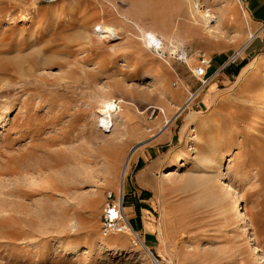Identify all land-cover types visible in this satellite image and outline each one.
<instances>
[{
  "label": "rangeland",
  "instance_id": "374dc122",
  "mask_svg": "<svg viewBox=\"0 0 264 264\" xmlns=\"http://www.w3.org/2000/svg\"><path fill=\"white\" fill-rule=\"evenodd\" d=\"M189 1L0 0V119L8 122L0 127V264H153L144 248L160 264H253V241L226 210L228 190L224 205L215 202L216 182L208 195L203 185L185 186L207 157L213 169L221 165L264 254V52H242L259 30L236 0H195L220 31L211 38L193 22ZM100 23L113 28L110 38ZM149 35L181 46L189 67L199 51L210 55L207 81L170 54V65L159 59ZM110 98L119 119L112 131L98 116ZM195 124L201 141L165 169L192 144ZM164 132L173 135L159 145ZM111 139L119 147L108 146ZM132 147L121 204L140 247L128 231L101 235L103 208L118 206ZM153 147L161 162L143 180L144 163L134 161ZM114 149L120 159L107 183Z\"/></svg>",
  "mask_w": 264,
  "mask_h": 264
},
{
  "label": "bare ground",
  "instance_id": "6f19581e",
  "mask_svg": "<svg viewBox=\"0 0 264 264\" xmlns=\"http://www.w3.org/2000/svg\"><path fill=\"white\" fill-rule=\"evenodd\" d=\"M189 2H190V5H189L190 10L189 11H190V16H191L193 22H196V24L199 26V28L201 30H203V32L207 36H211V38L212 37L213 38L218 37V35L220 34V31H219V29L217 30L216 26L211 24L212 15L210 14V12L208 10L204 9L201 6V4L197 3L195 0H190ZM26 20H28V18L26 16H22V21H26ZM94 26H92V28ZM97 27L100 28L101 32L106 34V36H105L106 38L107 37L110 38L113 35V30H112L113 28H110L108 25H105L104 23H100ZM149 36H150V38L146 39V40H148V42H147L148 47H150V45H152V43H161L163 45L162 46L163 49H168L170 54L176 55L179 51L186 53V51L184 49H182V47L179 45H176V46L175 45H171V46L167 45L166 47H164V43L162 42V40L160 38H158L156 36L154 38V35H149ZM90 38L92 39L93 37H90ZM176 39L177 38L173 39V41L175 40L174 42H179ZM187 55L189 56L188 53H187ZM260 61L261 60H259V62ZM106 86H108V85H106ZM0 88H1V86H0ZM120 101L123 103L129 104L127 101H124L122 99ZM24 107H25V105H24ZM117 108H118L117 104L114 103L112 98H110V99H107L106 101H104L102 106L98 109V113H99L98 116H100V118H101L100 120L102 123L101 126L104 127L105 129H108V131H110V130L112 131L114 129L115 125H117L116 124L118 122L117 120H119V119L116 120V115L118 113ZM160 110L162 111V113H164L163 109L160 108ZM19 112H20V110H19ZM4 113H6V112L4 111ZM27 115H29V114H27ZM25 116H26V114H25ZM115 121H117V122L115 123ZM169 123H170V120H165L163 127H166ZM7 124H8V122L6 119H0V127L5 126ZM211 125H215V124H211ZM198 127H199V125L195 124V126L191 129V132H189L192 135V144H190L185 150H181L180 153L167 164L165 169H169L171 167L180 165L182 163V161H184L187 157H189V153L191 151L195 150V147L201 141L199 138L200 137L199 135L193 134L195 131H197V129H199ZM252 132H254V127L249 128L247 135L251 134ZM110 138H112V137H110ZM108 146H110L112 148L119 147L118 143L113 141L112 139L108 142ZM210 148H212V147H210ZM133 152H134V147H132L127 152V154L124 158V161L122 163V167H121L120 173H119L118 195H117V197H118V217L125 218V220H126L125 221V225H126L125 231L131 232V233L135 232V230L132 227L131 223H129V221H128L125 213H124L122 204H121V199H122L121 184H122L123 178L125 177V175L127 173L129 162L132 158ZM119 159H120V153H119L118 149H114V155H113V157L110 158L111 163L108 164V172L106 174L107 177L105 179V182H107V183L109 182L108 177H110V179H111V177L113 178L114 175H112V174H114L113 172H115L117 170V163H118ZM197 164H198V173H191L188 176H186L184 179L185 186H191V185L202 186L203 185L205 188L204 187H203V189L200 188V193L208 195V191H207V189H209L208 184H210L212 182H216L219 190H221V191H220V193L218 192V194L216 196H214L215 202L220 201L223 204L225 203V202H223L224 201L223 196L227 195V190H228V195H230V205L226 208V210L227 211L232 210V214L239 218L240 224H242V227L244 228V235L247 234V241L246 242L253 241V244H251V247L249 249V252L254 255L253 256L254 257L253 264H260L261 262H264V254L260 251L259 247L256 245L255 239L252 238V235L249 234V232L246 228L245 214L242 212V208L240 209V206L238 204V196L234 191H232L229 183H225V179H227V177H224L225 173L222 171L221 165L218 164V166L220 165V167L216 170L213 169V166L216 165L215 159L208 158V157L205 158L201 162L199 161ZM195 166H196V164H195ZM163 176L166 178L169 176V173L164 172ZM215 187H217V186H215ZM91 202H92V200H91ZM93 204H94V202H92V205ZM141 246H143V245H141ZM144 252H145L146 256L152 261L153 264H157L155 257L151 254V252L147 248H144Z\"/></svg>",
  "mask_w": 264,
  "mask_h": 264
},
{
  "label": "built area",
  "instance_id": "2783aa9c",
  "mask_svg": "<svg viewBox=\"0 0 264 264\" xmlns=\"http://www.w3.org/2000/svg\"><path fill=\"white\" fill-rule=\"evenodd\" d=\"M236 2L241 6L244 7L245 0H236ZM163 45L161 43H152L150 48L154 51L156 56L165 61L170 65V55L180 63L185 64L188 66L190 57L187 55V52L179 51L176 55L168 53L166 49H163ZM170 54V55H169ZM196 63L191 67L188 66L190 71L192 72L193 76L197 79L201 80L202 83H205L207 80L205 79L207 69L212 63V57L205 52L199 51L195 55ZM178 81H174L173 84L177 85ZM195 98V94L189 96L188 101H192ZM156 108H152L149 113V119H152L155 115ZM108 198L112 197V192L108 193ZM102 224H101V235L108 236L113 233L124 232L126 225H125V218L118 217V206L114 202H107L103 208L102 212ZM130 243L133 247H140L141 245H145L143 240L140 238L138 233L132 232ZM157 264L159 260L156 259Z\"/></svg>",
  "mask_w": 264,
  "mask_h": 264
},
{
  "label": "crops",
  "instance_id": "0c3cea01",
  "mask_svg": "<svg viewBox=\"0 0 264 264\" xmlns=\"http://www.w3.org/2000/svg\"><path fill=\"white\" fill-rule=\"evenodd\" d=\"M247 11L249 17L251 18L252 23L256 26L258 33L250 39V41L243 47L242 52L245 55L257 54L264 52V0H245L244 8ZM260 62H264V57L260 58ZM214 65V62L211 63L210 69ZM214 73H217L215 71ZM163 127V126H162ZM172 133L164 132L157 136L158 144H165L168 140L171 139ZM157 147V146H156ZM150 149L142 151V153L137 155V158L134 161V166L138 163H144V168L139 174L140 178L143 180H151L152 172L158 168L161 162V150ZM169 163V162H168ZM129 186L132 185V177H128ZM125 188V183L123 184ZM136 232V231H135Z\"/></svg>",
  "mask_w": 264,
  "mask_h": 264
}]
</instances>
